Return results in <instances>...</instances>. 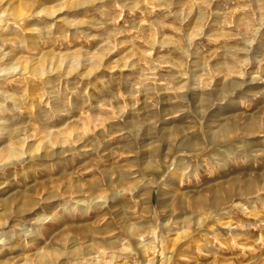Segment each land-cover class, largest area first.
Wrapping results in <instances>:
<instances>
[{
  "label": "rangeland",
  "instance_id": "1",
  "mask_svg": "<svg viewBox=\"0 0 264 264\" xmlns=\"http://www.w3.org/2000/svg\"><path fill=\"white\" fill-rule=\"evenodd\" d=\"M6 1L51 83L0 78V264H264V0Z\"/></svg>",
  "mask_w": 264,
  "mask_h": 264
},
{
  "label": "bare ground",
  "instance_id": "2",
  "mask_svg": "<svg viewBox=\"0 0 264 264\" xmlns=\"http://www.w3.org/2000/svg\"><path fill=\"white\" fill-rule=\"evenodd\" d=\"M25 1V0H24ZM29 3H32V1L29 0ZM5 5L7 8H5ZM13 6V3L11 1H6V0H0V12L1 13H9L12 17H15L17 20H19L20 22L23 20V19H28V17H32L33 15H39L41 12H37L36 9H29V5H28V9H24V8H20L19 11H17L16 13H13V10L11 8H8V7H12ZM4 10V11H3ZM26 10V11H25ZM48 14V16H53V12L49 11V12H46ZM2 16V15H1ZM0 16V25H1V22L3 21V18ZM36 18V17H34ZM9 20V19H8ZM33 26V25H32ZM1 36V35H0ZM17 36V35H16ZM28 36V35H26ZM34 36V35H33ZM6 37H10V36H7ZM24 38V37H23ZM31 38V36H30ZM18 39V38H17ZM26 39V37H25ZM33 39V38H32ZM2 40V39H1ZM7 51V52H6ZM41 53V52H40ZM21 54V53H20ZM19 54V55H20ZM24 55V54H22ZM79 55V54H78ZM77 54H69L66 59V62H69L70 63V69L71 70H77L80 66H82V57L78 56ZM12 57H14V54H12L11 51H9V49H6L4 50L3 52H0V78L2 80H9L13 77H17V76H20L23 78V80L25 82H29L30 85H34L36 80H40V84L39 85H42L43 88L46 87L51 83L49 80V76H50V72H51V68H49L48 66H46V63H45V60H40V61H34L33 64H31L29 61L27 60H18L19 63H7L5 64L8 60L12 59ZM17 57V56H16ZM15 59V58H14ZM65 62V60H64ZM63 64V62H61ZM57 66L59 65L57 62H56ZM19 65V66H18ZM56 66V65H55ZM60 66V65H59ZM58 66V68H59ZM63 66V65H62ZM54 67V65H53ZM57 69V67H55ZM80 69V68H79ZM58 70V69H57ZM92 70V68H91ZM54 71V70H53ZM56 72V71H55ZM75 72V71H74ZM78 72V71H77ZM55 74V73H53ZM57 74V73H56ZM70 75V74H69ZM38 84V82H37ZM6 100H9V97L6 98ZM12 100V98H11ZM10 100V101H11ZM52 100V99H51ZM13 102V105H15V107H20L21 106V103L20 102H17L16 100H12ZM3 119V118H2ZM0 118V120H2ZM2 123L0 122V125ZM1 129V128H0ZM226 130V129H225ZM0 131H4L3 129H1ZM7 134V133H6ZM5 134V135H6ZM5 138V137H4ZM7 140V139H6ZM8 142V140H7ZM10 154H17L15 151L11 152L10 151ZM21 156V155H20ZM22 158V157H21ZM1 167V165H0ZM4 170V169H3ZM6 171V169L4 170ZM250 185V184H249ZM248 185V186H249ZM247 186V187H248ZM251 186H252V183L250 185V189H251ZM249 189V188H248ZM220 201V199H214V202H218ZM204 204H202L203 206ZM212 205V204H211ZM125 206V205H124ZM123 207V206H122ZM210 207V206H209ZM125 209V208H124ZM198 210V209H197ZM121 211V210H120ZM118 212V211H117ZM116 214V213H115ZM121 214V212H120ZM126 214V213H125ZM123 214V215H125ZM198 214V213H197ZM202 215V213H200ZM205 214V212H204ZM118 215H119V212H118ZM194 215V214H193ZM117 216V215H116ZM203 216V215H202ZM113 217V216H112ZM177 217V216H176ZM117 218V217H116ZM121 218V215L119 216V219ZM205 218V217H204ZM118 219V220H119ZM178 219V218H177ZM182 219V218H181ZM176 220V219H175ZM173 221V220H172ZM169 221L167 223H161L159 224V229H161V235H160V238L163 239V236L164 235H167L170 239L168 240V243L167 244H164L162 243V251L163 252H168L169 255H170V258H173V257H186L189 255L190 253V248L193 246V245H197L198 247L199 244H198V240L196 239V235H193L191 234L190 236H187V237H182L180 236L181 233L178 232L175 228V223L174 221ZM177 221V220H176ZM201 222H203V219L200 220ZM200 223V222H199ZM198 224V223H197ZM129 226L125 227V229L123 230L125 232V236H129L131 238H133V240H135V242L141 246L142 244V238L145 237V234L147 232H144L142 233L141 231L143 229H146V227H144L143 225V222L139 223V224H128ZM121 226V224H120ZM123 226V224H122ZM126 226V225H125ZM109 227V226H108ZM124 227V226H123ZM122 227V228H123ZM106 228V227H105ZM108 229V228H107ZM199 230V229H197ZM105 231V230H104ZM177 231V232H176ZM103 232V231H102ZM152 232V231H151ZM150 232V233H151ZM195 232V231H194ZM203 233V232H202ZM103 234V233H102ZM106 234V233H105ZM109 234H112V233H109ZM107 234V235H109ZM200 234V233H199ZM115 236V234H113ZM111 236V235H110ZM121 240V239H120ZM145 240V239H144ZM109 241H111L109 238L108 240L102 242L103 245L102 246H105V247H101L103 248V252H106L108 249H107V246L109 244ZM113 241V240H112ZM119 241V239H118ZM142 241V242H141ZM147 242V241H146ZM156 242V241H155ZM151 244V243H150ZM145 249L146 246H148L147 244L145 245H142ZM157 246V245H156ZM109 247V246H108ZM111 248V247H110ZM109 248V249H110ZM150 248V247H149ZM125 249V248H124ZM121 250V249H120ZM126 250V249H125ZM147 250V248L145 249ZM149 252V251H148ZM154 261V260H153ZM152 261V262H153ZM151 261H149L148 264H152ZM179 263H185L183 261H179Z\"/></svg>",
  "mask_w": 264,
  "mask_h": 264
}]
</instances>
